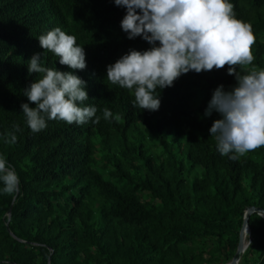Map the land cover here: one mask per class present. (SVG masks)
Wrapping results in <instances>:
<instances>
[{
	"label": "trees",
	"instance_id": "trees-1",
	"mask_svg": "<svg viewBox=\"0 0 264 264\" xmlns=\"http://www.w3.org/2000/svg\"><path fill=\"white\" fill-rule=\"evenodd\" d=\"M231 3L255 37L253 64L237 72L264 69V0ZM125 13L114 0H0V153L20 178L19 192L0 195V264H228L246 210H264V146L221 155L209 132L220 116L204 115L217 86L237 83L228 65L157 89V111L134 107V92L106 77L129 50L151 47L127 38ZM56 27L85 49L81 106H95L100 121L54 119L33 133L21 104L43 74L29 73L28 60L41 53L45 67L73 71L39 45ZM14 124L21 131L7 144ZM248 225L240 261L264 264V218L253 213Z\"/></svg>",
	"mask_w": 264,
	"mask_h": 264
},
{
	"label": "clouds",
	"instance_id": "clouds-1",
	"mask_svg": "<svg viewBox=\"0 0 264 264\" xmlns=\"http://www.w3.org/2000/svg\"><path fill=\"white\" fill-rule=\"evenodd\" d=\"M114 5L126 10L120 28L127 38H141L151 45L145 50L131 49L106 67L110 83L134 92V107L157 111L161 106L157 89L174 86L191 71L228 65L227 73L235 76L236 85L228 90L217 86L204 112L207 117L214 112L220 116L209 129L217 150L237 159L264 146V69L237 72V65L253 64L255 37L251 25L236 17L231 0H114ZM39 45L73 71L45 67L41 53L28 60L29 73L43 74L24 89L29 103H22L21 108L30 130L39 133L54 119L69 125L99 123L95 106H81L89 94L87 82L75 70L87 67L84 47L60 27L41 35ZM32 102L35 107L30 106ZM103 118L111 120L112 111L104 108ZM20 131V125L14 124L4 142L15 144ZM0 185V195L19 192V175L3 153Z\"/></svg>",
	"mask_w": 264,
	"mask_h": 264
},
{
	"label": "water",
	"instance_id": "water-1",
	"mask_svg": "<svg viewBox=\"0 0 264 264\" xmlns=\"http://www.w3.org/2000/svg\"><path fill=\"white\" fill-rule=\"evenodd\" d=\"M253 213H257L262 218H264V210L255 209V208H251V209H247L246 210L245 216H244L243 226L241 228L240 235H239V241H238L237 250H236V253H235L232 261L230 263H228V264H239L244 252L246 251V249L249 246V244L252 242V239L249 238L247 243H245L246 236L249 233V225H248L249 217ZM8 214L10 215V213H8Z\"/></svg>",
	"mask_w": 264,
	"mask_h": 264
},
{
	"label": "rangeland",
	"instance_id": "rangeland-1",
	"mask_svg": "<svg viewBox=\"0 0 264 264\" xmlns=\"http://www.w3.org/2000/svg\"><path fill=\"white\" fill-rule=\"evenodd\" d=\"M245 243H247V240H245ZM239 264H243V263L240 261Z\"/></svg>",
	"mask_w": 264,
	"mask_h": 264
}]
</instances>
